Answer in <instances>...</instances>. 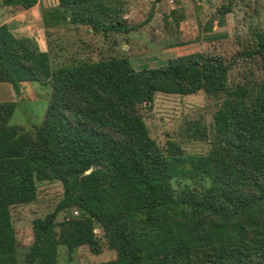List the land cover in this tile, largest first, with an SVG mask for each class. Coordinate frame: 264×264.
Listing matches in <instances>:
<instances>
[{
	"label": "trees",
	"instance_id": "1",
	"mask_svg": "<svg viewBox=\"0 0 264 264\" xmlns=\"http://www.w3.org/2000/svg\"><path fill=\"white\" fill-rule=\"evenodd\" d=\"M39 0H0L30 9ZM124 0H58L43 7L46 30L64 24L94 33L128 30ZM233 2L221 7L232 11ZM243 67L242 78L234 70ZM240 73V72H239ZM26 81L51 85L44 117L32 129L12 124L15 101H0V264H58L61 244L116 258L86 264H264V30L231 60L192 52L155 67L127 56L54 66L49 50L0 23V82L17 93ZM202 90L213 101L206 153H186L175 139L152 137L140 104L158 92ZM206 130V131H205ZM174 178L208 179L175 188ZM59 180L63 198L33 221L23 259L13 205L34 202L38 181ZM71 215L58 221L61 211ZM74 211H78L74 214Z\"/></svg>",
	"mask_w": 264,
	"mask_h": 264
},
{
	"label": "rangeland",
	"instance_id": "2",
	"mask_svg": "<svg viewBox=\"0 0 264 264\" xmlns=\"http://www.w3.org/2000/svg\"><path fill=\"white\" fill-rule=\"evenodd\" d=\"M39 1V5L25 15L20 14L24 9L0 6V23L11 19L16 22L17 18L13 17L20 16L17 34L29 35L41 49L49 50L54 66L77 59L97 60L118 55L127 56L136 68H146L192 52L219 54L231 60L252 42L254 32L264 30V0H124L122 21L128 30H113L108 37L81 24L68 23L46 30L42 9L57 5L58 0ZM230 1L232 11L223 14L221 7ZM243 71V67H237L234 80L242 78ZM51 91V85L26 81L17 93L11 83L0 82V101H15L11 123L32 129L42 121ZM213 107V101L202 90L188 95L158 92L153 105L140 104V111L152 137L161 145L175 139L186 153H206L212 147L211 139L194 134L192 123H201L209 132ZM37 184L38 197L34 202L16 204L11 209L20 259L33 241L34 219L53 211L64 194L59 180H41ZM173 184L177 189L187 184L208 187L210 181L174 178ZM70 215V210L61 211L57 220ZM96 232L104 245L101 253H93L86 245L70 252L61 244L58 264H86L116 258V251L108 247L102 236L103 231L97 228Z\"/></svg>",
	"mask_w": 264,
	"mask_h": 264
},
{
	"label": "crops",
	"instance_id": "3",
	"mask_svg": "<svg viewBox=\"0 0 264 264\" xmlns=\"http://www.w3.org/2000/svg\"><path fill=\"white\" fill-rule=\"evenodd\" d=\"M40 2V1H39ZM37 5H39V3L37 4ZM36 5V6H37ZM36 6H34V7H32V8H30V9H24V10H22V12L20 13V14H28V13H30L33 9H35V7ZM19 18H20V16H18ZM18 17H13V18H17L16 20H18V21H11V20H13V19H11L10 21H7L8 23H11V22H13V23H11L12 24V26H13V32L15 33V34H17V32H16V25L17 24H19L21 21H19V20H21V19H19ZM18 35V34H17Z\"/></svg>",
	"mask_w": 264,
	"mask_h": 264
},
{
	"label": "built area",
	"instance_id": "4",
	"mask_svg": "<svg viewBox=\"0 0 264 264\" xmlns=\"http://www.w3.org/2000/svg\"><path fill=\"white\" fill-rule=\"evenodd\" d=\"M76 213H78V211H76Z\"/></svg>",
	"mask_w": 264,
	"mask_h": 264
}]
</instances>
